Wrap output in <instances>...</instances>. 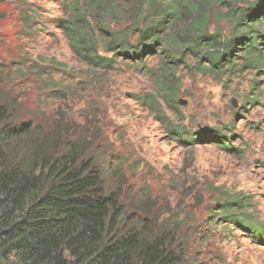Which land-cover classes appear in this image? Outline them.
Returning a JSON list of instances; mask_svg holds the SVG:
<instances>
[{"label":"rangeland","instance_id":"374dc122","mask_svg":"<svg viewBox=\"0 0 264 264\" xmlns=\"http://www.w3.org/2000/svg\"><path fill=\"white\" fill-rule=\"evenodd\" d=\"M76 1L86 0H0V71L12 96L41 112L45 123L51 114L77 135L94 136L89 155L106 188H119L125 215L148 218L179 235L189 264H264V0H214L209 9L208 33L218 32L226 44L249 34L236 29L231 11L256 10L257 62L249 63L236 45L215 69L203 45L196 52L182 49L176 63L180 51L172 54L164 46L106 70L89 66L71 46L64 26ZM31 4L39 25L22 34L20 9ZM123 6L131 18L138 0ZM145 10L143 23L155 22ZM115 18L105 17L99 29L97 17L87 15L98 52L108 58H118L107 48L110 32L119 36L127 27ZM167 23L166 35L175 30ZM33 62L48 75L26 69ZM46 76L59 91L53 97L41 83ZM234 199L244 206L224 219L221 207L235 206Z\"/></svg>","mask_w":264,"mask_h":264},{"label":"trees","instance_id":"16d2710c","mask_svg":"<svg viewBox=\"0 0 264 264\" xmlns=\"http://www.w3.org/2000/svg\"><path fill=\"white\" fill-rule=\"evenodd\" d=\"M126 1L86 0L72 4V17L64 27L71 46L89 60V66L115 69L119 60L137 62L144 54L165 50L164 46L171 53L180 51L172 53L178 63L182 49L196 52L207 45L208 62L215 69L231 58L236 45L243 46L240 51L249 63L260 58L259 37L253 35L256 31L252 29L255 21L261 20L256 10L231 11L236 29L249 34L241 35L240 41L235 36L226 44L218 32L208 33L209 9L214 0H138L131 18L123 12ZM216 1L223 4L234 0ZM121 2L123 7L118 6ZM145 7L146 15L155 22L143 23L141 14ZM37 11L32 4L20 9L22 34H30L38 27ZM88 14L97 17L95 25L99 29L104 26L105 17L126 22L127 27L119 36L110 32L107 45L118 58L99 54ZM167 20L175 30L166 35ZM182 22L185 25L180 28ZM103 32L107 34L106 30ZM133 33L137 34L135 40L130 39ZM26 69L35 75L39 72L48 75L47 68L37 62ZM4 74L1 70L0 264H189L186 246L178 242L179 235L168 228L159 229L148 218L125 215L119 188H106L93 155H89L96 138L83 131L77 135L68 124L54 120L51 114L45 123L41 112L28 110L21 100L12 96ZM41 83L48 89L49 97L59 93L54 90L51 76ZM157 106L158 102L156 110ZM151 107L154 108L153 104ZM242 201L234 199L235 206L232 202L222 205L224 219H231L229 213L244 206Z\"/></svg>","mask_w":264,"mask_h":264}]
</instances>
